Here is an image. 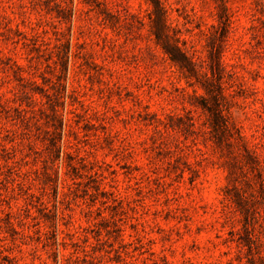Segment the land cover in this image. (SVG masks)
Wrapping results in <instances>:
<instances>
[{"label": "rangeland", "instance_id": "374dc122", "mask_svg": "<svg viewBox=\"0 0 264 264\" xmlns=\"http://www.w3.org/2000/svg\"><path fill=\"white\" fill-rule=\"evenodd\" d=\"M161 1L192 74L149 0H0V264H264V0Z\"/></svg>", "mask_w": 264, "mask_h": 264}, {"label": "trees", "instance_id": "16d2710c", "mask_svg": "<svg viewBox=\"0 0 264 264\" xmlns=\"http://www.w3.org/2000/svg\"><path fill=\"white\" fill-rule=\"evenodd\" d=\"M153 6L154 23L153 28L154 37L159 43L164 52L168 55L169 59L178 65L179 68H186L189 73L194 72V62L176 45L175 43L169 42L167 35L165 33V19L164 13L165 9L161 0H149ZM220 44L210 43L208 49L209 67L212 73L216 70H220ZM213 131L222 132L226 127H228V121L226 116L220 113V110L215 108L212 113V124ZM220 126V127H219Z\"/></svg>", "mask_w": 264, "mask_h": 264}]
</instances>
